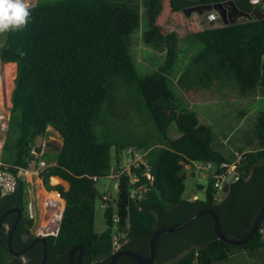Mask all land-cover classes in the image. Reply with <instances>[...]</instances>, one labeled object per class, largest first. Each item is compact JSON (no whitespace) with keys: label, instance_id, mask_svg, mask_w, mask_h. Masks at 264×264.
I'll use <instances>...</instances> for the list:
<instances>
[{"label":"trees","instance_id":"16d2710c","mask_svg":"<svg viewBox=\"0 0 264 264\" xmlns=\"http://www.w3.org/2000/svg\"><path fill=\"white\" fill-rule=\"evenodd\" d=\"M219 1L224 0H141L146 21L141 38L145 40L150 33L146 44L158 56V65L147 73L138 70L131 43L119 28L110 0H37L29 7L30 17L23 29L0 34V43L4 44L0 47V61L16 66L1 161L13 172L28 167L30 147L41 146L42 141L37 142V138L47 133L49 126L62 140L53 161L37 175L47 190L58 191L65 202L59 226L44 236L47 259L43 264H65L68 251L75 245L82 246V264L107 262L114 252L113 234L118 233L112 229L114 211L122 222L128 221L120 249L140 254H147L148 240L157 228L176 224L204 208L218 214L224 234L245 236L256 208L264 203V111L256 114L249 141L237 145L234 151L238 153L224 152L210 125L207 137L200 140L196 135L197 120L185 121V107L166 111L147 88L148 79L160 80L173 73H181L180 81L186 74L187 83L199 90L214 87L230 92L258 80L264 58V15L203 27L185 36L174 29L164 31L165 27L158 23L166 4L172 12H183L185 8ZM234 2L245 12L255 6L250 0ZM260 10L264 12V7ZM126 104L133 112L145 115L157 131L154 143L146 150L155 180L139 202L129 198L122 188L117 202L103 213L105 229L97 231L95 203L101 192L96 183L105 176L113 159L112 146H116L117 154L126 146L138 149L147 143L138 142L137 138H126L121 143L109 135V130H113L112 117L125 111ZM237 154L242 155L238 161ZM191 162L219 164L218 172L222 163L235 162L237 173L227 193L216 195L214 174L218 172L212 170L207 174L205 199L184 197L182 169ZM93 176L98 180L94 181ZM51 177L59 182L50 184ZM24 181L19 179L15 191L0 198V214L16 206L26 209ZM211 221L209 215H202L185 227L192 228L194 240L166 253L187 249L169 264H191L195 260L199 264H216L227 260L233 249L248 250L253 255L257 250L264 251L259 232L264 219L252 238L241 246L219 240L209 230ZM8 224L7 230L0 227V264L39 262L43 256L40 242L25 252L31 257L27 262L9 251L11 223ZM32 224L28 216L17 224L11 239L14 250L36 237L29 233ZM24 233L28 235L26 239L22 238ZM169 241L168 233L158 237L157 254L171 245ZM76 263L75 256L72 264ZM115 264L137 263L119 256ZM153 264L159 263L155 260Z\"/></svg>","mask_w":264,"mask_h":264},{"label":"rangeland","instance_id":"374dc122","mask_svg":"<svg viewBox=\"0 0 264 264\" xmlns=\"http://www.w3.org/2000/svg\"><path fill=\"white\" fill-rule=\"evenodd\" d=\"M36 1L37 0H27L30 6L35 4ZM110 1L114 7L119 28L125 39L131 43V51L138 62V70L141 73L151 71L158 65V56L146 44L150 37V33L145 40L141 38V31L142 29H145L146 23L143 16L141 0ZM212 14L215 15V12L212 9L195 10L190 13L172 12L166 4L165 10L158 18V23L165 27L164 31L174 29L178 31L181 36H185L186 33L200 30L203 27L223 25V22L219 17H215L214 20L211 21L209 16ZM260 14L264 15V12L261 11ZM246 19L250 18L241 16L237 21H243ZM184 57L185 58H183L181 64L182 67L179 68L181 70L187 61L188 54ZM162 60L163 58L161 59V62ZM13 64L15 65V63ZM15 70L16 66H10L9 63H2L0 61V96L2 91L4 93V98L2 99L3 103L0 100V110L5 114L6 109H9L8 96L13 88ZM261 72L260 77L254 84L243 85L240 87L237 86L238 88L235 87L230 92L226 90L224 92L220 90V88L214 87L203 90L196 89L193 85L187 83L188 79L186 74L184 75L183 80L180 81V78L182 77L181 73H173L174 75L172 74L167 78L165 76L164 79L161 78L160 80L148 79L147 88L154 94L155 99L160 103L164 110L168 111L170 109L178 108L179 106L185 107V121H187V123H193L197 120L198 126L196 127V135L200 140H204L207 137V129L210 124L211 129L215 133L216 141L219 140L223 145L221 150L224 152H233L237 145L239 147L242 142L247 143L246 141H249L251 126L255 116L259 111H264V58L262 61ZM119 100L120 98L117 96L115 101L116 104H118ZM128 106L129 105L126 104L124 106L125 111L122 109L117 117H112V122H110V124L112 125L113 130H109V135L115 141L118 140L121 143L126 138L135 139V141L137 138L138 142L147 141L146 144L138 148L139 150L146 151L147 147L154 143L157 131L152 122L149 121L145 115L135 111L133 112ZM116 108L118 111L119 106ZM243 112H246L247 114L241 116V113ZM198 117L200 120L199 122ZM117 118H119V120H116ZM3 120L5 122L6 118ZM170 131H172V125L170 126ZM4 136L5 133L3 131L0 136L1 143L4 140ZM58 138V135L52 131L40 135L37 138V142H41L42 139H44L47 143L43 159L48 164L53 161V156L51 154L58 149ZM240 138H244L245 140H240ZM128 147L130 146L124 148L127 149ZM1 148L2 145L0 146V154ZM115 148L116 146L113 145L112 153L115 157L118 156L119 162L122 163L126 160L127 152L123 148V150H119L116 154ZM248 148H251V145ZM237 156L239 157V154H237ZM182 171L185 174V191L183 196L190 198L196 196L198 199H205V189L208 185V172L206 169L197 167V165H191L188 168L182 169ZM202 173L205 174V176H203ZM24 180H26L24 181V199L26 203L31 202L35 210V218L32 219L33 224L29 228L30 235L41 236L55 231L60 222L61 202H56L51 207L48 205L43 206L44 200L48 197H53L52 190H47L39 181L37 175H35L29 182H27V179ZM58 182L59 179L51 177L50 184ZM96 187L98 191L102 193L106 187H109V184L104 178H100L96 183ZM99 204L100 199H97L95 203V229L97 231H102L105 229L106 225L103 219L104 212ZM43 208L46 209V212H44L45 210H42ZM41 210L44 213H41ZM49 210H51L50 213L53 214L51 218L47 215ZM25 216H27V206ZM46 221L47 223L44 224ZM184 228L168 233L171 245L167 248L164 247L162 251H158V258H156L157 263L169 264L178 260L187 251V249H184L168 255L166 254L182 243H189L194 240L192 228ZM170 241L168 245L170 244ZM249 253L248 250L233 249L231 256L227 260L217 262L216 264H264V251L257 250L254 255ZM21 259L23 260L22 257ZM191 264L199 263L195 260Z\"/></svg>","mask_w":264,"mask_h":264},{"label":"built area","instance_id":"2783aa9c","mask_svg":"<svg viewBox=\"0 0 264 264\" xmlns=\"http://www.w3.org/2000/svg\"><path fill=\"white\" fill-rule=\"evenodd\" d=\"M209 19H211V16H209ZM3 98L4 93L2 91L0 96L2 103ZM9 114L10 107L9 109H6V114L0 110V136L2 132H5L6 130V121L8 122ZM5 118L6 121L4 122L3 119ZM2 144L3 142H0V146ZM46 146L47 143L45 140L42 141L40 147L31 146L29 149V153L31 155L29 166L26 168H18L16 172L10 170L9 166L3 163L0 159V198L13 193L18 185L19 179H31L35 175L42 173V171L48 166V163L43 159ZM125 150L127 152L126 160L120 163L118 156L115 157L114 155L108 170L103 177L109 184V187H106L101 193L99 206L103 212L109 205L117 202L122 188L127 190L126 192L128 197L135 202L145 199L146 193L150 190V187L153 185L155 180L154 174L152 173L151 164L146 159V151H142L134 147H128ZM241 156L242 155H239V157L237 156V161L241 158ZM193 164L197 165V167L206 169L208 173L212 171V164L210 162H193ZM221 168V171L214 174V187L216 188L217 196H219L222 191L223 181L227 177L228 173L233 171L236 175L237 172V165L235 162L233 164L222 163ZM202 175L205 176L203 173ZM92 179L94 181L98 180L97 176H93ZM52 192L53 197H48L46 200H44V206L48 205L51 207L56 202H61L62 214V209L65 202L61 198L58 191L52 190ZM27 216L30 219L35 218V210L31 202L27 203ZM112 222V229L118 231V233L113 234V249L116 251L121 247L119 243L120 238L124 237L127 232L128 221L125 220L122 222L121 216L117 213V211H114L112 215ZM259 232L264 239V225L259 228Z\"/></svg>","mask_w":264,"mask_h":264},{"label":"water","instance_id":"95a60500","mask_svg":"<svg viewBox=\"0 0 264 264\" xmlns=\"http://www.w3.org/2000/svg\"><path fill=\"white\" fill-rule=\"evenodd\" d=\"M201 9H212V10L216 11L219 14V17L222 19L223 25L235 23V22H237V18H239L241 16H245V17H249V18L257 16L256 10L249 13V12H245L243 10L238 9L234 0H225V1H219V2L206 4V5L192 6V7L183 9V12L190 13L192 11L201 10ZM257 10L260 11V13H261V10H259V9H257ZM228 11H229V13H228ZM229 15H230V18H229ZM259 17H263V14H260ZM218 166H219V164H212V170L214 172H218L217 171ZM234 175H235L234 172L230 171L228 173L227 177L225 178V180L223 181V187H222L223 193H227V191L229 190V186H230L232 180L234 179ZM14 210H16V209H8L2 214V216L0 217V227H1V220L4 217V215H6L7 213L14 211ZM202 215H209L211 217V219H212L211 228L209 230L214 232L216 237L219 240H221L227 244H230V245L241 246V245L246 244L252 238V236L256 233L257 229L259 228L260 224L262 223V221L264 219V203L256 208L255 215L251 221V224L247 230V233L245 234V236H243L241 238H235V237L228 236V235L224 234L223 231L221 230L220 218H219L218 214L213 209L204 208V209H200V210L192 213L187 218H185L184 220H182L176 224L166 226V227L157 228L151 234V236L148 240V244H147V252L148 253H147V255H142L136 251L129 250V249H118L111 254V256L109 257L107 262L98 263V264H115L116 260L119 256L129 257L132 260H134V262L137 264H153L155 261L156 254H157V239H158V237L164 233H170V232L180 230V229L186 227L187 225H189L190 223H192L194 220H196L198 217H200ZM14 228H15V224L12 226V228L10 229L8 236H7V246H8L9 251L13 255H21L27 249H29L31 246L40 242V243H42V247H43V256L37 264H43L47 259V246H46V241H45L44 236H42V235L36 236L24 248H22L21 250L14 251L12 248V244H11L12 233H13ZM75 256H76V262H77L76 264H82V246L81 245H75V246L70 248V250L68 251L67 260H66L65 264H71L72 260Z\"/></svg>","mask_w":264,"mask_h":264},{"label":"clouds","instance_id":"9594fccd","mask_svg":"<svg viewBox=\"0 0 264 264\" xmlns=\"http://www.w3.org/2000/svg\"><path fill=\"white\" fill-rule=\"evenodd\" d=\"M29 7L27 0H0V34L23 29L30 17Z\"/></svg>","mask_w":264,"mask_h":264},{"label":"flooded vegetation","instance_id":"af4514ba","mask_svg":"<svg viewBox=\"0 0 264 264\" xmlns=\"http://www.w3.org/2000/svg\"><path fill=\"white\" fill-rule=\"evenodd\" d=\"M225 1V0H224ZM252 3H254L255 4V6L252 8V10L251 11H249V13L250 12H253L254 10H256L257 11V15L258 14H260V11H258L257 9H259L260 10V7H264V3H261V0H250ZM258 5L260 6V7H258ZM237 6V5H236ZM238 9H240L239 7H238ZM241 10V9H240ZM214 11V10H213ZM215 12V15H211V21L212 20H214V18L215 17H219V14L216 12V11H214ZM228 13H229V11H228ZM256 16V15H255ZM257 17V16H256ZM220 18V17H219ZM229 18H230V15H229ZM221 19V18H220ZM239 18H237V20H238ZM222 20V19H221ZM223 22V21H222ZM8 209H16V210H14V211H11V212H9V213H7L6 215H4V217L2 218V220H1V226H4L5 227V229L7 230L8 228H9V224L8 223H11V226H10V229L12 228V226L15 224V227L17 226V224L19 223V222H24V219H25V210L26 209H24L23 207H20V206H16V207H12V208H7L6 210H8ZM6 210H4L3 212H2V214L6 211ZM2 214H0L1 216H2ZM0 216V217H1ZM2 222H3V224H2ZM15 229V228H14ZM10 231V230H9ZM13 232H14V230H13ZM13 234V233H12ZM28 237V235L27 234H22V238L23 239H26ZM17 241H18V238H15V245H17L18 243H17ZM28 245V244H27ZM32 247V246H31ZM30 247V248H31ZM22 248H24V246L22 247ZM21 248V249H22ZM21 249H19V250H21ZM14 250V249H13ZM14 251H17V250H14ZM26 251H28V249L26 250ZM25 251V252H26ZM25 252L24 253H22L21 255H19V256H21L22 258H23V261L24 262H27V260H30L31 259V257L30 256H27L26 254H25ZM148 253V252H147ZM142 255H147V254H142ZM157 255V254H156ZM75 258V257H74ZM74 258H73V260H74ZM73 260H72V263H73ZM155 260H156V257H155ZM38 263V262H37ZM36 263V264H37ZM71 263V264H72Z\"/></svg>","mask_w":264,"mask_h":264},{"label":"crops","instance_id":"0c3cea01","mask_svg":"<svg viewBox=\"0 0 264 264\" xmlns=\"http://www.w3.org/2000/svg\"><path fill=\"white\" fill-rule=\"evenodd\" d=\"M11 91H12V89H11ZM11 91H10V93H9V96H8V99H9V101H8V104H9V107H11V102H10V95H11ZM200 120H199V117H198V122H199ZM210 125V124H209ZM198 125L196 124L195 125V127H197ZM49 131H52V132H54L55 134H57L58 135V133L54 130V129H52L50 126L49 127H47V132H49ZM224 134V133H223ZM58 137H59V135H58ZM44 139H42V141H43ZM58 141H59V146H58V149L56 150V152L59 150V148H60V146H61V144H62V140H61V138L59 137L58 138ZM218 142H220L219 140H217ZM222 144V143H221ZM56 152H54L53 154H51L52 156L56 153ZM237 152V151H236ZM193 166L194 164L193 163H189V164H184L183 165V169H185V168H188L189 166ZM33 178H31V179H27V182H29V181H31ZM39 181L42 183V181H41V179H39ZM188 198H190V197H188ZM196 198V196H192L190 199H195ZM43 206H44V204H43ZM46 208V207H45ZM42 210H45L44 212H46V209H42ZM41 210V213H44L43 211ZM50 211L51 210H49L48 212H47V215L51 218L52 217V213H50ZM41 217H42V215H41ZM48 221V220H47ZM47 221L44 223V224H46L47 223ZM43 222V221H42Z\"/></svg>","mask_w":264,"mask_h":264},{"label":"bare ground","instance_id":"6f19581e","mask_svg":"<svg viewBox=\"0 0 264 264\" xmlns=\"http://www.w3.org/2000/svg\"><path fill=\"white\" fill-rule=\"evenodd\" d=\"M10 66H15L13 63H9Z\"/></svg>","mask_w":264,"mask_h":264}]
</instances>
